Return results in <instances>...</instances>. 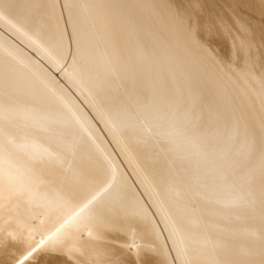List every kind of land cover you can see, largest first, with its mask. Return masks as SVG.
Returning <instances> with one entry per match:
<instances>
[{"label":"bare ground","instance_id":"1","mask_svg":"<svg viewBox=\"0 0 264 264\" xmlns=\"http://www.w3.org/2000/svg\"><path fill=\"white\" fill-rule=\"evenodd\" d=\"M232 73L264 98V0H0V264H264Z\"/></svg>","mask_w":264,"mask_h":264},{"label":"rangeland","instance_id":"2","mask_svg":"<svg viewBox=\"0 0 264 264\" xmlns=\"http://www.w3.org/2000/svg\"><path fill=\"white\" fill-rule=\"evenodd\" d=\"M213 50V53H217L216 51H215V49L213 48L212 49ZM232 61V60H231ZM240 61H234L233 63H235V65L238 67V68H240L241 67V65H239L240 63H239ZM242 68V67H241ZM225 69V68H224ZM227 70V69H226ZM233 75H234V77H235V80L238 82H236L237 83V85H240L241 86V88L244 90V92L247 94V95H249V97L252 99V101L254 100V103L255 104H257L259 101L261 102V103H263L264 104V98L260 95V93H259V95L257 94V95H255V92L254 93H252V91L248 88L249 86H248V84H246L243 80H241L242 78H241V76H238L236 73H232ZM237 75V76H236ZM235 83V84H236ZM242 83V84H241ZM246 85V86H245ZM246 87V88H245ZM249 89V90H248ZM248 90V91H247ZM251 92V93H250ZM256 96V97H255ZM261 98V100H258V99H260ZM254 98V99H253ZM263 98V99H262ZM256 100V101H255ZM257 109V111H259V113H260V109L258 108V107H256ZM261 115V114H260ZM261 118H263V115H261ZM264 119V118H263ZM48 254H52V253H48Z\"/></svg>","mask_w":264,"mask_h":264}]
</instances>
